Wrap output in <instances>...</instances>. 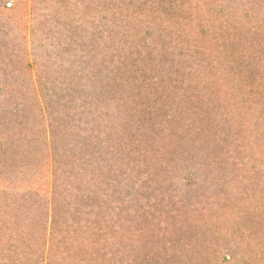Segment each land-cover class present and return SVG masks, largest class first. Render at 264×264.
<instances>
[{"label":"trees","instance_id":"16d2710c","mask_svg":"<svg viewBox=\"0 0 264 264\" xmlns=\"http://www.w3.org/2000/svg\"><path fill=\"white\" fill-rule=\"evenodd\" d=\"M118 34L138 45L112 47ZM149 49L163 53L160 70L168 73L154 78L156 88L164 85L166 96L180 82L224 128L228 118L242 127V139L234 147L232 134L220 136L225 149L210 162L220 170L207 176L213 190L198 202L118 232L111 222L88 224L89 210L78 205L63 211L59 194L67 191L69 204L87 192L67 184L93 159L86 155L100 115L114 116L90 101L119 86L104 81L102 58L134 52L133 75L145 81L141 62L160 71L155 57L138 55ZM88 68L89 87L71 82ZM80 109L84 121H70ZM95 112L96 126L88 119ZM188 175L180 180L190 189ZM0 264H264V0H0Z\"/></svg>","mask_w":264,"mask_h":264},{"label":"rangeland","instance_id":"374dc122","mask_svg":"<svg viewBox=\"0 0 264 264\" xmlns=\"http://www.w3.org/2000/svg\"><path fill=\"white\" fill-rule=\"evenodd\" d=\"M118 35L119 38L111 40L112 47H120L118 42H125L124 47L136 43V38L132 35L127 40H124V36ZM120 54L102 58L107 64V68L103 67L106 69L104 81L106 83L114 81L119 86L112 84L108 87V93L114 92L111 95L102 93L100 88L90 99L94 100L95 106L101 101V108L109 107L108 111L110 110L114 116L108 120L100 115V121L102 126L110 124L113 128L107 130L101 126L99 130L92 131L89 139L92 144L94 141L95 149H91L90 155L86 157L93 159L90 162L88 159L82 160V163L77 165L79 173L69 179L72 185L67 184V187L80 185L87 192L81 193L82 197L78 195V199L81 198L78 201L75 199L76 196H73L69 204L67 191L66 194L62 195V191L59 194L63 211L72 212L78 205L79 211L89 210L88 224L111 222L115 225L113 229L118 232L125 229L128 231L140 218V220L145 217L156 218L160 223L166 220L168 212L173 209L179 210L187 206V203L198 202L199 198L207 193L208 186L209 190L213 187L207 181V176L220 170L219 166L210 163L214 162L225 149L224 139L221 140L220 136L227 137L232 134L229 144L235 147L240 143L243 133L242 127L230 125L229 118L224 128L225 121L216 111L213 112L207 106V102L188 97L187 93L180 89L182 85L180 82L176 87L175 84L168 83L171 86L166 96L163 91L164 85L156 88L157 85L153 84L154 78L162 80L168 74L160 70L163 61L160 55L163 53L149 49L138 54L141 58L155 57L154 61H158L160 71L153 69L152 66L148 71L149 62H146L147 65L141 62L139 65L140 70L145 68L147 71L144 76H147V81L151 80L150 83H146L147 81L140 77L142 73L133 75L137 70L131 57L135 60L137 54L132 51ZM165 57L168 58L167 55ZM168 61L166 68L170 66L172 60ZM188 65L195 69L198 66L191 64L190 61ZM94 67L97 68L98 65ZM172 67L178 68V62L173 61ZM78 74L82 76L81 81L73 80L71 81L73 84L85 81L84 84L89 87L93 83L94 78L89 68ZM101 76L103 78V74ZM132 76H135L133 81L136 79L143 82L144 86L141 84L142 88H138L137 84H130L131 79L128 77ZM67 83L69 82L64 81L65 85ZM96 84L98 83L94 82L93 85ZM154 91L160 92L161 97H155V94H152ZM89 106L93 105L88 102L85 108ZM127 107L132 109L126 112ZM174 109L176 112H172L173 118L168 120V113ZM83 112L85 110L80 109L76 114H70V121H84ZM96 115L97 112L95 117L88 116L90 124L95 122V126ZM77 126L81 129L79 125ZM213 133L215 137L211 135ZM104 153L112 156L108 164L100 157ZM67 162L64 165L70 168L72 162ZM208 163L211 166H208ZM218 164L221 165L220 162ZM188 172L189 178L194 181V185L196 184L195 186L190 184L194 186L190 189L183 188V179L180 180L182 175ZM64 213L67 216L66 212Z\"/></svg>","mask_w":264,"mask_h":264}]
</instances>
